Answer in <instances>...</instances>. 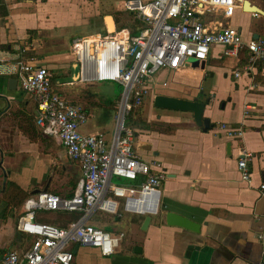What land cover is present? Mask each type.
Here are the masks:
<instances>
[{"label": "crops", "instance_id": "obj_1", "mask_svg": "<svg viewBox=\"0 0 264 264\" xmlns=\"http://www.w3.org/2000/svg\"><path fill=\"white\" fill-rule=\"evenodd\" d=\"M125 1L0 0L3 254L24 249L27 236L16 229V221L31 192L45 188L68 198L81 177L78 164L59 140L44 135L35 124L36 100L20 88L12 72L17 54L21 51L34 66L46 68L52 91L82 107L87 114L79 128L82 134H99L109 143L115 129L112 102L117 96L104 86L111 83L79 81L70 42L76 36L130 32L137 19L125 10ZM247 1L264 12V0ZM218 18L211 10L200 16L203 23ZM226 23L244 42L264 39V16L247 12L242 5ZM244 60L224 56L223 47L214 45L204 61L186 59L175 71L154 74L148 83L150 95L141 106V122L131 128L138 158L153 171L166 173L158 213L151 215L145 230L141 229L144 215L118 219L95 213L88 223L105 232L110 228L111 235L123 233L119 246L108 257L96 248L78 246L72 264H264V194L258 191L264 182V63L234 77ZM95 84L103 85V90ZM157 94L205 102L203 116L211 129L203 132L191 113L155 108ZM222 124L242 127V137L228 138L218 129ZM241 149L247 154L249 181L242 180L237 169ZM168 211L198 223L199 232L167 226Z\"/></svg>", "mask_w": 264, "mask_h": 264}, {"label": "built area", "instance_id": "obj_2", "mask_svg": "<svg viewBox=\"0 0 264 264\" xmlns=\"http://www.w3.org/2000/svg\"><path fill=\"white\" fill-rule=\"evenodd\" d=\"M241 0H127L125 10L143 25L131 36L125 29L106 35L76 36L70 47L78 68L80 82L115 83L120 88L114 112V134L106 143L99 134L79 131L87 114L81 106L62 98L51 89V76L44 67L34 66L20 51L12 66L20 88L34 96L37 107L35 124L47 136L56 137L67 156L81 171L73 195L68 198L44 191L23 202L16 229L34 237L22 252L7 251L0 264H72L74 245L98 249L101 256H111L123 233L111 235L88 223L96 213L120 218V209L138 215H156L160 189L166 178L162 170L152 168L134 151V131L126 124L130 110L141 106L150 95L148 83L154 74L167 69L175 71L186 59L204 61L214 45L223 47V55L237 58L247 52L246 63L234 77L251 73L256 64L264 63V39L244 42L239 32L226 20ZM216 11L217 20L203 23L204 11ZM247 113V112H245ZM230 139L242 137V127L222 124L218 128ZM237 169L242 180L249 181L247 154L241 149ZM143 181L138 186L112 184L118 177ZM264 194V182L258 186ZM37 211H63L80 216L65 228L35 221Z\"/></svg>", "mask_w": 264, "mask_h": 264}, {"label": "water", "instance_id": "obj_3", "mask_svg": "<svg viewBox=\"0 0 264 264\" xmlns=\"http://www.w3.org/2000/svg\"><path fill=\"white\" fill-rule=\"evenodd\" d=\"M241 5L244 10L251 13H256L264 16V12H262L260 9L251 6L250 3L247 0H241ZM109 18H106L108 28L111 29L112 25L109 23ZM206 103L199 100L197 97L192 99H185V98H178L175 96H169L165 94H157L153 98V106L158 109H165V110H171V111H179V112H187L191 113L192 119L194 123L199 126L203 132H206L207 130L211 129V126L209 124V120L203 116L204 108ZM229 146V143L227 144V147ZM46 189L42 190H34L31 192V195H35L39 192H44ZM151 216L145 215L141 229L145 230L150 222ZM164 221L167 226H175L179 228H183L185 230L198 233L200 229V225L189 218H186L184 216H181L174 212H165L164 213ZM78 246L74 245L72 248L73 255L76 253ZM135 252H140V248H135ZM151 264V263H148Z\"/></svg>", "mask_w": 264, "mask_h": 264}, {"label": "trees", "instance_id": "obj_4", "mask_svg": "<svg viewBox=\"0 0 264 264\" xmlns=\"http://www.w3.org/2000/svg\"><path fill=\"white\" fill-rule=\"evenodd\" d=\"M140 26H141V22L139 20H136L133 26V29L130 30L129 34L131 36L136 35L139 31H140ZM245 52L241 51L239 54V57H244L245 60L243 63H245V61L247 60V55L244 54ZM260 64V63H259ZM256 67H258V64H256ZM120 91V88H118ZM118 97H116V99L112 102L113 105V109L115 108V105L118 101ZM142 106V105H141ZM141 106H134L127 118H126V123L132 127L135 124H139L141 122ZM134 131V130H133ZM126 181L125 183L128 185H132V186H138L142 181H143V177H138L135 181H128V180H124ZM122 183V182H120ZM124 184V183H122ZM80 214L79 213H69V212H63V211H37L35 214V221L39 222V223H44V224H50V225H54L58 228H65L67 227V225L73 221H76L79 218ZM119 219V218H118ZM115 220H117L115 218ZM27 239H25L24 243H23V251L27 250L31 243L34 241V237L31 235H27ZM3 252L0 251V257L2 256Z\"/></svg>", "mask_w": 264, "mask_h": 264}, {"label": "rangeland", "instance_id": "obj_5", "mask_svg": "<svg viewBox=\"0 0 264 264\" xmlns=\"http://www.w3.org/2000/svg\"><path fill=\"white\" fill-rule=\"evenodd\" d=\"M109 85V86H108ZM95 86H97L98 88H100V89H102L103 90V85L101 86L100 84H95ZM104 86H106V87H108V88H110V90L113 92L112 94H115L117 97L119 96V91H118V89L116 88V87H114L113 86V83H111V84H104ZM141 109H142V107H141ZM140 112H141V110H140ZM141 114V113H140ZM127 124V123H126ZM128 125V124H127ZM129 126V125H128ZM27 179V178H26ZM125 179H121V178H118V177H113L112 179H111V183L112 184H118V185H122V186H128V184H126L125 182L126 181H124ZM120 182H122V183H124V184H122V183H120ZM96 213H103V212H96ZM119 213L122 215V217L123 216H128V215H131L132 213H126V212H123L121 209H120V211H119ZM103 214H105L106 216L107 215H110V216H107V217H116V215H111V214H107V213H103ZM121 218V217H120ZM107 232H111V229L110 228H107Z\"/></svg>", "mask_w": 264, "mask_h": 264}, {"label": "bare ground", "instance_id": "obj_6", "mask_svg": "<svg viewBox=\"0 0 264 264\" xmlns=\"http://www.w3.org/2000/svg\"><path fill=\"white\" fill-rule=\"evenodd\" d=\"M109 23L111 24L110 20H109Z\"/></svg>", "mask_w": 264, "mask_h": 264}]
</instances>
